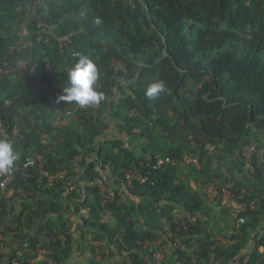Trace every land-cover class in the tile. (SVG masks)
<instances>
[{"label":"trees","instance_id":"16d2710c","mask_svg":"<svg viewBox=\"0 0 264 264\" xmlns=\"http://www.w3.org/2000/svg\"><path fill=\"white\" fill-rule=\"evenodd\" d=\"M26 40L31 41L26 49L11 52ZM75 52L96 61L105 100L97 111L92 106L79 110L66 125L57 123L66 112L57 92L67 85ZM6 57L14 71L0 76V121L5 125L0 135L9 138L19 125L22 137L13 141L19 154L14 179L7 190L0 185V233H23L30 240L24 255L10 259L0 242V264H33L28 259L37 257L39 245L51 252L38 264H81L72 261L74 239L66 217L72 207L76 212L89 210L84 221L93 236L90 264H106L114 256H121L122 264H158L153 245L163 235L173 245L175 264H234L247 249L253 230L264 221V172L257 154L262 137L264 141V0H0V63ZM114 60L126 63V71L117 73ZM157 80L164 81L165 91L148 99L145 91ZM118 81L128 85L127 90L121 87L118 127L144 141L140 155L131 149L134 142L99 140L106 125V89ZM170 111L175 118L169 117ZM158 124L166 126L170 136L176 127L191 129L199 148L186 140L163 148ZM198 132L237 147L258 143L254 171L242 177L245 184H235L240 191L247 187L246 199L256 208L243 214L235 229L236 243L230 246L218 244L201 228L208 204L191 194L187 181L178 179L180 166L151 169V183H136L125 201L118 200L126 172L153 162L158 154L180 160L189 153L204 163L205 141ZM35 154L43 155L46 170H67V179L48 186L38 166L30 170L31 177L23 178L26 159ZM79 156L85 158L81 167L76 165ZM234 164L236 172L228 181L245 168L241 152ZM107 168L117 197L103 202L102 188H109L103 175ZM78 179L84 189L75 188L65 200L64 189ZM10 189L16 197L22 190L32 199L12 221ZM178 208L183 211L179 221L174 215ZM189 215L196 221L189 222ZM255 241L247 264H264V236L257 235Z\"/></svg>","mask_w":264,"mask_h":264},{"label":"crops","instance_id":"0c3cea01","mask_svg":"<svg viewBox=\"0 0 264 264\" xmlns=\"http://www.w3.org/2000/svg\"><path fill=\"white\" fill-rule=\"evenodd\" d=\"M26 42V41H25ZM121 87L122 89L125 88L127 90L128 85L125 84L123 81H118L112 87H108L106 89L107 94V105L104 109V114L102 115V120L104 124L101 126L103 131L102 135L99 137L101 142L106 140H116V139H124L126 144L134 142V145L131 147L132 151L135 152L137 155H140L143 151V144L144 141L138 143L134 137H130L125 135L118 127V120L116 119V109L117 105L121 99ZM59 96L62 94L61 92H57ZM64 105V109L66 112L61 113L57 118V123L61 122L63 124L69 125L73 120L76 119V113L80 110H88L92 108H79L77 109L76 104H68L67 102L61 101ZM103 110V109H102ZM69 111H73L72 114H68ZM97 111V110H96ZM170 118H175V112L170 111L169 113ZM147 123V120H144ZM154 123V121L152 122ZM155 124V123H154ZM157 131L159 136H161V146L164 147H175L180 142L184 140L189 141L190 144H197L195 143L194 135L195 133L191 129H184L180 127H176L173 129V133L171 136L168 133L167 127L161 124H158ZM136 132H139L137 129ZM199 137H201L205 141V154L204 155V163L200 162V165L194 166L192 164H185L179 167L177 171L178 179L185 180L189 183L190 189L194 191L191 193L192 195L198 196L202 199H205L207 202V213L203 215L202 220V229H207L213 234V239L218 243L222 244V240L229 235L232 231L236 229L235 219L233 215V210L231 205H223L220 202L219 198L210 199L206 196L205 193V184L208 182H214L218 185L226 184V183H240L241 185L245 184V180L239 175L236 176L233 181H228L227 179L232 178L234 176V172H236V164L234 161L237 157L240 156L241 147H237L227 142L225 139H215L209 140L202 137L200 132L197 133ZM168 138H171L173 142H169ZM58 141L63 142V137L58 136ZM244 142V141H243ZM263 137L261 143L259 144L258 149V162L264 172V145H263ZM199 145V144H198ZM201 146V144H200ZM79 158V159H78ZM77 158V163L79 167H81V163L85 158L79 156ZM88 159V158H87ZM82 160V161H79ZM210 160V162H209ZM208 165V172L210 173V177L204 171V165ZM102 165V164H101ZM101 165L99 164V169H102ZM103 175L107 178L108 185L110 184L112 187H116L114 183V178L112 177V170L111 168H107ZM85 187L83 180H76L72 186L66 187L63 192L65 200H68V196L70 192L74 191V189L83 190ZM83 188V189H82ZM241 188V187H240ZM242 190L247 191V187L242 186ZM127 193V192H126ZM8 198H12L10 203L12 212L10 216V220L12 221L17 213L27 205H30L32 199H30L29 195L26 193H20L19 197H16V194L13 192H9L7 194ZM69 202V201H67ZM174 215L175 217L182 216L183 211L181 208H178ZM89 216V210L87 207L81 208L78 212H76L75 207H72L71 210L67 211L66 217L68 218V223L70 227V232L73 235V248L74 254L72 261L78 262L81 264H90L89 259L92 257L90 248H91V240H92V230L89 229L85 225L84 219ZM52 219H56V215L52 216ZM109 220V216L105 217V220ZM6 233V232H5ZM25 233H28L26 230ZM264 236V221L260 224L257 229L253 230V239L251 240L250 244L248 245L247 249L243 251V253L236 259L234 264H247L250 257L252 256L254 249L256 247V236ZM41 238H45V234H42ZM60 238V237H59ZM63 238V236H62ZM29 238L25 237L23 233H21L20 237L16 235V233L11 234H2L0 233V242L1 243V250H3L6 259H10L13 256L21 257L25 254L28 250V246L25 244ZM159 245L165 249V261L164 264H175V257L173 245L166 240V235L159 238L157 240ZM97 244V243H96ZM98 245V244H97ZM154 245H157L156 242ZM153 245V246H154ZM99 246V245H98ZM108 247V246H107ZM155 248V246H154ZM159 249V248H156ZM192 249V248H190ZM48 259L47 254H39L37 257L29 258L28 261L33 264H38L40 261H45ZM101 260V256L97 258ZM122 260L120 256H114L109 261L107 260L106 264H113L116 260ZM115 261V262H113ZM123 263V262H122ZM121 263V264H122Z\"/></svg>","mask_w":264,"mask_h":264},{"label":"built area","instance_id":"2783aa9c","mask_svg":"<svg viewBox=\"0 0 264 264\" xmlns=\"http://www.w3.org/2000/svg\"><path fill=\"white\" fill-rule=\"evenodd\" d=\"M31 42H24L21 45L13 46L11 48V52H14L15 50L22 51L26 49ZM10 60L8 57H6L1 63H0V76L7 75L11 71H14L13 68L10 66ZM23 65L18 66V69H22ZM113 67L115 71L118 73L119 71H126L127 65L121 60H114L113 61ZM46 72L51 73V68L49 65H47ZM10 102H7L9 104ZM96 110L100 109V104L96 106H92ZM77 109L80 108V106H76ZM89 108V107H85ZM84 108V109H85ZM73 111H69L68 114H72ZM0 129L2 132L5 131V125L3 121H0ZM22 137L21 134V127L19 125H15L12 129V131L9 134V139L13 142L16 140H20ZM44 144L48 143V135L44 138ZM149 143V142H148ZM195 149L199 148L198 144H192ZM258 149V143L253 141L250 144H247L243 146L241 150L242 159L245 163V168L241 172V177H245L248 172L254 171L255 167L253 164V158L254 154ZM79 159V158H78ZM185 164H197L200 165L199 159L191 155L189 153H186L182 159L177 160L171 156H164L161 154H158L155 156L153 162H142L140 165V169L138 170H128L125 174V180L122 183L121 187L119 188L118 192V200L119 202L125 201L127 199L126 192L129 188H132L136 183L140 184H149L151 183V169H159L166 165H174V166H182ZM35 166H38L42 172V179H46L48 186H54L58 182L65 181L67 179V170H60L58 172H51L49 170L45 169V159L42 154H35L33 156H30L26 159V162L23 167L22 176L23 178H29L32 175H30V170L35 169ZM16 173V170H12L8 174H0L1 178V187L4 190H7L9 185L12 183L14 179V175ZM154 184V183H153ZM238 187L235 186V183H226L218 185L214 182H208L205 184V193L206 196L210 199L213 198H219L220 202L223 205H231L233 210V215L235 219V224L239 225L241 222L244 221L243 214L248 212L249 210L255 209L256 205L246 199V191L241 190ZM12 192V191H10ZM20 192H24L20 190ZM103 193V202H108L109 200H112L117 197L116 189L113 188H102ZM183 216V215H182ZM178 216L176 219L179 221L183 217ZM197 219L196 216L189 215L188 221L189 222H195ZM236 231H232L229 235H227L223 240V245H233L236 243V239L234 236L236 235ZM152 243V242H151ZM50 250L43 248L42 246H38L37 253L39 254H50ZM165 252L163 250H155L154 252V259L158 264H164L165 261ZM15 264H18L17 261H15Z\"/></svg>","mask_w":264,"mask_h":264},{"label":"clouds","instance_id":"9594fccd","mask_svg":"<svg viewBox=\"0 0 264 264\" xmlns=\"http://www.w3.org/2000/svg\"><path fill=\"white\" fill-rule=\"evenodd\" d=\"M95 23L100 24L101 20L97 19ZM73 57L76 62L67 69V85L63 87L58 100L81 108L99 105L105 100V92L99 85L101 72L96 61L81 52L73 53ZM165 88L163 80L154 81L147 87L145 96L156 99ZM18 157L13 142L7 136L0 135V174L10 173Z\"/></svg>","mask_w":264,"mask_h":264},{"label":"rangeland","instance_id":"374dc122","mask_svg":"<svg viewBox=\"0 0 264 264\" xmlns=\"http://www.w3.org/2000/svg\"><path fill=\"white\" fill-rule=\"evenodd\" d=\"M27 42H31V41H29V40H26ZM18 116H22L20 113H19V115ZM137 141V140H136ZM142 141L141 140H138V143H141ZM241 148H243V146H241ZM242 150V149H241ZM79 161H82V160H79ZM106 188H108V187H106ZM109 188H113V189H116L115 187H112L110 184H109ZM10 191H12L13 193H15L16 194V191L14 190V189H10ZM18 193V192H17ZM19 194V193H18ZM156 244L157 245H154L155 246V248H159V249H156V250H163L164 252H165V249L162 247V245H159L158 244V242H156ZM166 254V253H165ZM167 255V254H166ZM119 258H120V256H119ZM113 262H115V261H113ZM122 263V260H120V259H118V260H116V262L115 263H113V264H121Z\"/></svg>","mask_w":264,"mask_h":264}]
</instances>
